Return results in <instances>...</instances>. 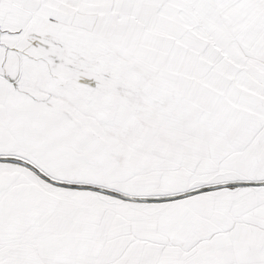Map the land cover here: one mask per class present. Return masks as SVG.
I'll list each match as a JSON object with an SVG mask.
<instances>
[{"label": "snow or ice", "instance_id": "obj_1", "mask_svg": "<svg viewBox=\"0 0 264 264\" xmlns=\"http://www.w3.org/2000/svg\"><path fill=\"white\" fill-rule=\"evenodd\" d=\"M0 264H264V0H0Z\"/></svg>", "mask_w": 264, "mask_h": 264}]
</instances>
